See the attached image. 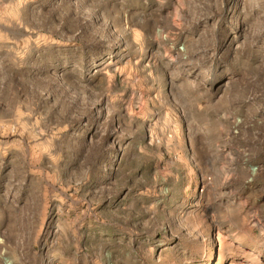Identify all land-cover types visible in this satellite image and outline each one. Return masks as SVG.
Returning <instances> with one entry per match:
<instances>
[{
  "label": "rangeland",
  "instance_id": "374dc122",
  "mask_svg": "<svg viewBox=\"0 0 264 264\" xmlns=\"http://www.w3.org/2000/svg\"><path fill=\"white\" fill-rule=\"evenodd\" d=\"M0 264H264V0H0Z\"/></svg>",
  "mask_w": 264,
  "mask_h": 264
}]
</instances>
